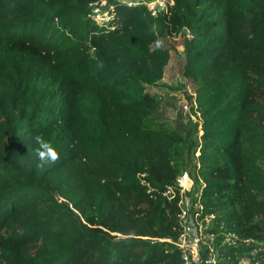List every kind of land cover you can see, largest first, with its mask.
Instances as JSON below:
<instances>
[{"label": "trees", "instance_id": "trees-1", "mask_svg": "<svg viewBox=\"0 0 264 264\" xmlns=\"http://www.w3.org/2000/svg\"><path fill=\"white\" fill-rule=\"evenodd\" d=\"M99 1L0 0V264H182L164 239L180 234L185 174L238 264L264 242V0H175L157 16L107 0L105 24L89 16ZM171 36L196 87L174 123L148 89ZM38 134L59 154L43 167Z\"/></svg>", "mask_w": 264, "mask_h": 264}, {"label": "built area", "instance_id": "built-area-1", "mask_svg": "<svg viewBox=\"0 0 264 264\" xmlns=\"http://www.w3.org/2000/svg\"><path fill=\"white\" fill-rule=\"evenodd\" d=\"M128 7H135L141 2L138 0H121ZM152 15L157 16L160 12H165L174 5L175 0H153L144 2ZM89 16L101 24L110 22L112 15L107 0H100L91 5ZM185 109H189L185 106ZM186 175V174H185ZM183 175V176H185ZM181 176L178 184L181 188L182 199L180 200L181 211L178 217V226L180 230L179 237L176 241L164 239L174 242L181 252L182 264H222L229 261L225 253L215 248V235L209 232L211 216L201 218L202 206L193 198L186 196L188 189L183 184L184 177ZM169 191L168 193H170ZM206 224H205V223ZM235 236H227L222 245L237 244ZM246 254L239 258L238 264H264V242H255L249 239L245 242Z\"/></svg>", "mask_w": 264, "mask_h": 264}, {"label": "rangeland", "instance_id": "rangeland-1", "mask_svg": "<svg viewBox=\"0 0 264 264\" xmlns=\"http://www.w3.org/2000/svg\"><path fill=\"white\" fill-rule=\"evenodd\" d=\"M150 1L153 0H145V2ZM156 47L168 49L171 53V61L167 67L165 78L156 86H150L148 89L152 93H157L162 96L164 117L169 122L174 123L179 115L183 114L187 116L189 114V109L192 105L189 97L193 96L195 99L196 87L193 82L183 75V65L185 62L183 38L179 36L160 37L156 43ZM185 106L189 109L186 110ZM192 118L195 120L194 117ZM261 164L264 167V162ZM183 177L184 186H186L189 192H195L196 187L194 181L188 174Z\"/></svg>", "mask_w": 264, "mask_h": 264}, {"label": "clouds", "instance_id": "clouds-1", "mask_svg": "<svg viewBox=\"0 0 264 264\" xmlns=\"http://www.w3.org/2000/svg\"><path fill=\"white\" fill-rule=\"evenodd\" d=\"M35 141L39 145V148L35 150V154L40 161L38 165L39 167H43L49 162H55L59 158L58 152L45 140L42 135H36Z\"/></svg>", "mask_w": 264, "mask_h": 264}]
</instances>
